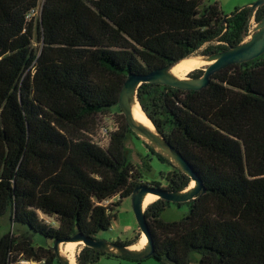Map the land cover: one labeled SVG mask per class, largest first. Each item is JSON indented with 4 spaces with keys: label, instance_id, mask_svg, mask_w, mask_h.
<instances>
[{
    "label": "trees",
    "instance_id": "1",
    "mask_svg": "<svg viewBox=\"0 0 264 264\" xmlns=\"http://www.w3.org/2000/svg\"><path fill=\"white\" fill-rule=\"evenodd\" d=\"M200 3L44 0L35 19L27 15L39 0H0V219L10 210L22 229L0 236V264H54V245H35L37 233L54 242L78 232L98 238L116 217L114 206L139 184L163 187L138 180L125 118L105 146L89 133L98 114L115 105L123 112L129 73L177 64L206 42H218L207 55L243 42L250 6L225 14L218 1ZM254 16L264 18V4ZM137 98L206 188L177 203L190 208L179 220L162 218L168 200L146 207L154 258L189 264L198 252L197 264H264V53L220 69L200 89L142 82ZM148 147L173 166L163 188L189 187L187 173ZM141 235L114 242L133 245ZM103 254L120 256L85 245L76 262L99 264Z\"/></svg>",
    "mask_w": 264,
    "mask_h": 264
},
{
    "label": "water",
    "instance_id": "2",
    "mask_svg": "<svg viewBox=\"0 0 264 264\" xmlns=\"http://www.w3.org/2000/svg\"><path fill=\"white\" fill-rule=\"evenodd\" d=\"M263 4L264 0H259L251 4L250 17H252V15L255 14L256 9ZM258 23L260 30L256 35L254 34L250 40L234 45L224 51L222 50L213 54H201L194 56L209 63L204 67L199 66L195 68L203 69V74L199 77H191L189 74L183 78L179 77L171 71V67L174 65L156 67L144 74L137 72L129 73L128 78L123 83L121 94L119 96V105L123 111L122 114L125 117L127 125L133 132L141 135L149 141L151 146L156 147L163 155L172 160L176 166L187 173L191 180L194 181V184L192 187H187L182 191H172L163 187L156 188L147 184H139L131 194L133 204L132 209L137 218L140 231L142 234L145 233L148 238L146 244H144L141 248L132 247L131 245L108 242L105 239H91L83 233L78 232L67 239L55 240L54 248L57 251V257L62 264H75L66 254L62 253L63 250L61 248V243L70 241L83 242L85 245L106 251L107 253H115L116 255H120L124 258H137L138 260H141L155 255V248L145 215L146 207H148V205L145 206L144 204L146 194L148 192H153L156 193L158 198L168 200L171 203H181L195 198L196 195L201 192L204 193L206 188L200 176L194 171L193 167L188 162V159L185 158L180 150L173 146V143L156 130L157 128L154 123L144 113V110L137 98L138 88L142 82L165 84L185 90L200 89L207 86L211 83L215 73L220 69H224L234 63L249 61L264 53V18ZM136 104L140 106L146 118L152 122L154 129H151L150 126L134 117L133 107Z\"/></svg>",
    "mask_w": 264,
    "mask_h": 264
},
{
    "label": "rangeland",
    "instance_id": "3",
    "mask_svg": "<svg viewBox=\"0 0 264 264\" xmlns=\"http://www.w3.org/2000/svg\"><path fill=\"white\" fill-rule=\"evenodd\" d=\"M201 1L202 3H200L199 6L200 8H203L208 4H212L215 1H218L224 13L231 14L237 7L243 8L245 6H250L251 4L259 0H201ZM43 2L44 0H39V5L36 9V14H34L35 19L40 14ZM259 30H260L259 23L256 22L255 16L253 14L252 17L250 18L248 31L246 36L244 37L243 42L250 40L254 36V34L256 35L258 33ZM216 44H218L217 41H212L209 43L206 42L200 48V50L195 53L194 56L201 55L202 52L205 50V48H207V46L209 47ZM40 46H42L41 41L39 40L37 35H34V47L37 50H39ZM121 114L122 113L121 111H119L118 105L113 106L112 109H109L104 113L98 114L96 117H94L95 125L91 127V133H89V136L94 138L95 141H102L105 137L100 132V128L105 126L107 128L112 129L116 126L119 127V125L121 127L124 122L123 119L125 118ZM148 145H150V142L147 141L145 138H143L141 135L135 132L128 133L126 146L131 154L132 157L131 160L136 167V175L138 180L140 182L151 181L154 179L161 180V182L163 183V187H165L167 182H165V179L162 176H165V174L170 170L173 171V166L169 162L161 161L157 157V155L150 152ZM151 147L157 150V152L161 153L156 147L154 146ZM146 164H150V168H147ZM191 183L192 180L189 184V187L193 186ZM117 200L118 199L115 197L113 200L111 201L107 200L105 203L111 205L113 203H116ZM114 207H115L116 217L113 219V222H111V226L108 230L107 229L102 230L98 233V238L105 239L108 242H114L117 239H122L124 241L127 239L134 238L136 234L140 232V229L137 218L132 209L133 204H132L131 195L125 198L123 197V199L120 201V204ZM189 209L190 208L187 203H183L181 205L177 203H172V204L170 203V205L167 208H165V210L162 212V218L171 221L179 220L186 213H188ZM11 219H12L11 213L10 210H8L0 219V236L4 235L8 231H12L16 235L22 232V229L18 225L14 224ZM140 239L138 240V243ZM33 241L35 245H43V246L54 245V241H52L49 238H45L44 235L40 233H37L35 236H33ZM64 244L65 243H61V248L64 246ZM84 246L85 244L83 242H79V244L76 247V253H75L76 257ZM199 257H201L200 253L194 252V254L191 256V261L189 264H197V260L199 259ZM54 264H62V263L59 261V259H56ZM99 264H163V263L156 260L154 256L148 257L146 259L135 260L132 258H122L120 256H106V254H103L100 257Z\"/></svg>",
    "mask_w": 264,
    "mask_h": 264
},
{
    "label": "bare ground",
    "instance_id": "4",
    "mask_svg": "<svg viewBox=\"0 0 264 264\" xmlns=\"http://www.w3.org/2000/svg\"><path fill=\"white\" fill-rule=\"evenodd\" d=\"M209 64L207 61L204 60H200L197 57L194 56H188L182 60H180L177 64H174V66L171 67V71L173 73H175V75L179 76V77H186L188 75V73L190 71H193L196 67H203L205 65ZM133 115L137 120L142 121L144 124H147L148 126L151 127V129H154V126L152 124V122L150 120H148V118H146V116L144 115V113L142 112V109L140 108V106L138 104H136L133 107ZM192 185L194 184V182L192 181L191 183ZM157 195L156 193L153 192H148L146 194L145 197V206L151 204L152 202H154L155 200H157ZM147 236L145 233H143L141 235V239L139 241V243H137L136 247H142L144 244H146L147 242ZM79 244V242H75V241H70V242H66L64 244V246L62 247V250L64 254H66L70 260L76 264V247Z\"/></svg>",
    "mask_w": 264,
    "mask_h": 264
},
{
    "label": "built area",
    "instance_id": "5",
    "mask_svg": "<svg viewBox=\"0 0 264 264\" xmlns=\"http://www.w3.org/2000/svg\"><path fill=\"white\" fill-rule=\"evenodd\" d=\"M34 14H36V10L35 9H32L31 12L27 15L28 18H31V16H33ZM120 127V125H119ZM118 126L110 129V128H107L105 126L101 127L100 128V132L104 135V139L102 141H97L98 144L102 145V146H105L107 145L108 143H110L111 141V138H112V134L117 131L119 129ZM36 264H45V261L42 259L40 261H36L34 262Z\"/></svg>",
    "mask_w": 264,
    "mask_h": 264
},
{
    "label": "crops",
    "instance_id": "6",
    "mask_svg": "<svg viewBox=\"0 0 264 264\" xmlns=\"http://www.w3.org/2000/svg\"><path fill=\"white\" fill-rule=\"evenodd\" d=\"M137 243H138V242L134 243V244L131 245V246H132V247H136ZM139 248H141V247H139Z\"/></svg>",
    "mask_w": 264,
    "mask_h": 264
}]
</instances>
